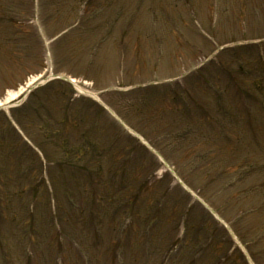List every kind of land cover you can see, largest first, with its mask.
<instances>
[{"label":"trees","instance_id":"16d2710c","mask_svg":"<svg viewBox=\"0 0 264 264\" xmlns=\"http://www.w3.org/2000/svg\"><path fill=\"white\" fill-rule=\"evenodd\" d=\"M18 1H0V21L14 16ZM25 1H29L30 12L25 18L29 22L35 1ZM42 1L47 10L53 8V0ZM113 1L117 0H71L72 16L69 21L57 16L59 11H54L53 15L50 11L45 14L44 23L48 32L54 33L70 26L53 44L56 69L65 67L64 52L80 49L77 46L61 48L69 37L76 35L91 47H99L101 42L110 38V30L109 34L107 31L99 34L93 31L98 23L101 26L108 24L99 16L100 13L97 17V7ZM175 2L160 1L158 5L166 12L167 5ZM30 26L35 49L38 50V55L34 57L37 61L35 66L42 68L43 40L32 22ZM120 31L114 36L118 45L125 44L128 37ZM0 52L7 53L9 71L28 68L27 60L30 59L16 51L18 56L2 42ZM40 53L41 61L38 59ZM135 59L140 68L145 66V59ZM2 64L4 60L1 58ZM209 64L215 68L205 65L190 74L185 83L131 90L121 104L137 105L132 109L144 112L149 121L156 120V132L169 133L155 143L161 150L164 147L167 149L162 153L179 168L188 169L189 174L184 171L188 181L194 183L200 175L198 180L201 184L223 179L224 176L227 180L242 182L230 194L235 198L234 202L242 205L250 194L246 196L245 192L250 188L243 189V181L259 170V163L245 144L250 139L249 133L264 130V42L225 49L216 62ZM65 69L84 77H93L87 70L80 72L73 66ZM97 73L96 67L94 75ZM210 77L218 83L207 81ZM52 82L57 83L58 80ZM52 82L44 85L46 92L51 90L47 87ZM208 83L215 87L210 93ZM232 87L238 94V101L229 96ZM64 98L66 112L58 110L49 113L44 109L47 104L37 88L26 103L11 110L26 132L29 127L23 121L24 113L32 109L33 104L39 115L45 113L42 119L34 115L44 133H27L41 149L46 163L18 130L13 133L15 128L6 112L0 111V115L9 121L11 127L7 128L8 131L13 133L11 139L0 143L1 264H248L241 248L235 245L228 230L214 219L209 210L197 200H192L187 191L174 183L169 172L161 176L155 173L160 163L145 145L103 114L101 117L107 123L112 138V142L107 144L88 126L93 115L100 121L97 114L102 111L99 107H88L83 99L73 98L71 92ZM240 113L244 114L243 119H248V134L243 131L248 130L239 126L236 119ZM256 121L262 122L261 130L254 128ZM67 123H72L77 132L67 128ZM2 126L0 124V129ZM139 128L149 134L150 127L147 125L143 124L144 129ZM234 128L239 129L238 136H243H236ZM209 131L213 134L210 135ZM238 141L242 145L241 151L223 148ZM16 143L31 151L33 156L25 157L22 151L16 149ZM118 144L123 146L126 158L122 164L112 165L113 154L117 152L118 155L119 152ZM33 157H36V162L29 159ZM127 162L138 168L132 172ZM76 175L77 178L73 177ZM152 193L154 195L148 197ZM235 204L231 201L232 206ZM226 205L227 201L218 209L225 218H236L234 228L258 264L260 259L256 255L264 252V247L257 250L255 243L240 228V223L246 224V218L256 213L258 207L245 208L231 216L225 209ZM50 231L55 232L53 237L57 236L61 242L60 248L51 252H35V247L46 240L45 235ZM12 234L22 239L17 249L6 248L11 244ZM64 239L72 246L71 259L62 245Z\"/></svg>","mask_w":264,"mask_h":264},{"label":"rangeland","instance_id":"374dc122","mask_svg":"<svg viewBox=\"0 0 264 264\" xmlns=\"http://www.w3.org/2000/svg\"><path fill=\"white\" fill-rule=\"evenodd\" d=\"M153 1L155 0L116 1L115 3L119 7L118 12H120L121 16L123 17L116 18L113 14L111 20L114 21L113 26L106 27L101 26L98 23L94 27L95 29L93 31L95 34L106 31V33L109 34L110 32L108 31L110 30L112 32L110 34V38L101 42L98 49L89 46L88 42H84L83 40L76 38V35L74 37H69L65 45H62L61 48L65 46H67L66 48L70 46H77L80 49L64 52V54H66L64 57L66 63L65 67L71 68V66H73L74 68L79 69L80 72L81 70H87L89 71V74H92L94 77H97L96 75H94L95 69L97 67L98 70H101L100 75H98L97 78H103H99L101 80L100 85L107 82L111 83V81L116 80L119 81L122 86L113 85V87L121 91L130 89L132 87L129 85V82L131 83L132 79L139 80L141 78H146L150 75L152 69L156 68L153 67V64H151L152 69L148 71V73H133L130 71V61H127L130 58H135L139 55L144 54H146V56H149L150 58L152 56L153 61L160 64V68L157 69L158 73L166 75L180 74L179 77H181L183 71H188L190 68L198 66L199 64L201 65L205 63V65H208L209 68H215L213 64L209 63L217 61L218 56L216 53L220 48L219 44L221 42H226L225 40H227V38L231 36L232 38H237L238 36H244L247 34L264 35V29L262 31H256V28L258 26L261 27L264 25V0L247 1V22L252 25L248 28H252L253 30L247 29V31L245 32L237 30L238 21H235V19L236 17L237 20L239 18L238 15H236L235 10L237 9V11L239 12H242V10L240 6L234 9L235 1L233 0H177L173 4L167 5L168 7L166 9V12L161 13V15L160 5L152 7L154 12L151 10L150 4ZM52 2V9L57 8L58 11V8L60 6L62 8L71 10V0H53ZM57 3H59V5ZM255 5L259 6V9L262 10L261 15H254L253 11L249 10V7ZM114 6L115 5L109 6V9H112ZM104 10L105 8L102 9V11ZM29 12V1L19 0L14 16L9 20L6 19L4 21H0V42L5 44L7 48H12L16 54L17 52H19L30 59L27 60L29 63L27 69H24L22 71L12 70L11 72L9 71V63L7 62V53L4 54L3 52H0V59L2 58L4 60V64L0 65V101H2L1 105H4V103H11V96H13L14 94L13 92L15 90H22L28 82H31L34 79L35 75L33 73L38 72L41 69V67L35 66L36 60H34V57L38 55V50L35 49L36 47L35 41L33 40V31H31L30 26L31 22H28L25 19ZM50 12L52 15L55 13L53 10ZM213 12H216L217 23L215 28H213L211 24L212 17L214 15ZM69 17L63 19H67ZM194 20L203 22L207 29V33L198 28L195 25ZM105 21L107 20L105 19ZM56 28L57 27H55V29ZM119 30H121L120 32H123L124 34L126 33L128 36L125 44L118 45V43L115 41L114 36L118 34ZM135 32L136 34L134 35ZM84 35H87V33H84ZM121 53L124 54V57L120 56ZM17 55L19 56V54ZM38 59L41 61V53L39 54ZM209 59L211 61L208 62ZM144 64L147 67L150 65L147 61H145ZM35 68L38 69L34 70ZM3 70L9 72L3 73ZM45 72V76H39V78L37 79L39 81L38 83L41 85L42 83H45L46 80H50L53 76L51 75L49 70L45 69ZM8 75L10 76L9 78ZM22 78L26 79L21 84L20 82L22 81ZM52 81L53 79L51 80V82ZM207 81L218 83L216 79L213 80V78L211 77ZM62 82H52L49 87H47L51 88V90L47 92L45 91L46 87L44 85L39 87V90H41L42 99H44V102L47 104L44 109L49 113L57 112L58 110L61 111V113L66 112L63 99H65L64 97L71 92V89L68 85H66V83ZM81 86L82 88L76 86L79 95L83 94L91 98L93 97L100 103L104 102L103 98H109L110 100L113 99L116 102L118 109L123 111L125 115L129 116L132 122L141 121V124L147 125V127H150L152 131H157V126L155 125L156 120L149 121L144 112L132 109V107L135 108L137 107V105L132 104V106L128 107L126 104H121V101H116L113 96H110L108 94V92H104L100 95L101 91H97L95 87H92L93 85L91 86L90 84L82 83ZM214 88L215 87H213L211 83H208L209 93L212 92ZM84 89H87L89 91H86ZM94 93H96L99 98L94 95ZM229 96L238 101V99L236 98L238 94L236 93L234 87L231 88ZM155 106L158 107L157 104ZM31 108L32 109H29V111H26V113H24L23 121L27 124V126L29 127L28 130H30L32 134L38 133L36 135H42L44 132L39 127V120L34 115L36 114L39 119H42L45 113L39 115L34 107V104ZM109 111L113 114L111 108L109 109ZM97 115L98 117H100V121H98L96 119V116L93 115V119L90 123H88V126L94 130L97 136H101L103 140H106L108 144L112 142V138H110L108 132L109 128L101 115ZM70 118H72L73 120H77V118L74 116H71ZM243 118V113H240L236 116V119L239 120V126H243L245 129H247L246 120L248 119L245 120ZM0 121V124L3 125L2 129H0L1 143L3 140H6L8 138L11 139V135L16 131V129H13V133L11 131H8L7 128L11 126H9V121L7 120V118H5L4 115H0ZM261 125L262 122L256 121L254 128L261 130ZM67 128L73 131L75 130V132H77L76 127L73 126L72 123H67ZM159 129L160 127L158 128V130ZM211 129L212 128L210 125V130ZM234 129L235 135L238 136L240 132L239 129ZM247 130L248 131H243L248 134L249 129ZM211 131H209V133H211ZM212 134L213 132L210 135ZM249 134L250 139L246 143L247 145L245 144V146L250 149L249 152L251 151L253 153L255 160L259 163V170L254 171L252 175H250V177L246 178V181H256L254 185L249 187L250 194L248 195V193H246V196L248 195V199L245 200L242 205H239L238 202H234L235 198H232L230 194L231 191L235 189V186L231 179H225L227 176H224L223 179L210 180L207 182V184L205 183V185L207 186L206 190L208 192L215 194V199L219 198V201L222 204L226 201L228 202V206L226 205L225 209H228L231 215H236V213L243 211V209L245 208L258 207V211H256V213L249 215L246 218L245 223L247 224V226L244 225V222H241L240 228L243 234L251 238V242H254L256 249L259 250L264 247V244L260 243V238H264V231L255 229L254 227H252V225L257 221H260V219L262 220L261 223H264V130H261L257 133L252 131ZM16 140L20 141L18 139ZM16 144V149L22 151V154L24 153L26 155L25 157L33 156V153L27 148L24 149L23 147H20L19 143ZM231 144L232 143H228L227 145L223 146V148L225 150L227 148L241 151L242 145L239 143V141L234 142L232 145ZM115 146L116 144H114V147ZM117 151H119L118 155L117 152L113 154L114 156L112 158V165L119 163L122 164V161L126 158V152L123 149L122 145H117ZM50 154L52 153L50 152ZM29 159H33L36 162V157ZM40 159L44 163H46L44 158L40 157ZM127 165L130 166L132 172H134L135 169L138 168L137 165H133L130 162H127ZM68 175L71 176V173H68ZM73 177L77 178V175ZM199 178L200 175H198V179ZM153 195L154 193L149 194L148 197ZM231 201L232 204L236 203L235 206L231 205ZM54 233L55 232L53 231L47 232L45 235L46 240L40 242V245H37L35 247V249H37H34L35 252H38V250L39 252H51L52 249H59L61 242L59 243V241L57 240V236L53 237ZM14 235L15 234L10 235L11 244L6 247L7 249H17L18 245L21 244L22 239L19 240L15 238ZM62 245L65 247V250L71 259L73 255V252L70 251V248L72 247L71 244H69V241L67 239H64ZM256 249L255 251L257 252ZM52 256L53 254L51 255V257ZM256 256L258 259H260V262L258 264H264V252H258ZM90 264L95 263L91 262Z\"/></svg>","mask_w":264,"mask_h":264},{"label":"bare ground","instance_id":"6f19581e","mask_svg":"<svg viewBox=\"0 0 264 264\" xmlns=\"http://www.w3.org/2000/svg\"><path fill=\"white\" fill-rule=\"evenodd\" d=\"M14 94H17V92H15Z\"/></svg>","mask_w":264,"mask_h":264}]
</instances>
